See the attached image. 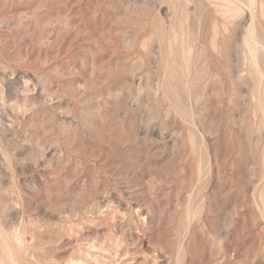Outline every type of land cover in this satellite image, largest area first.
I'll return each instance as SVG.
<instances>
[{
    "label": "rangeland",
    "instance_id": "1",
    "mask_svg": "<svg viewBox=\"0 0 264 264\" xmlns=\"http://www.w3.org/2000/svg\"><path fill=\"white\" fill-rule=\"evenodd\" d=\"M0 264H264V0H0Z\"/></svg>",
    "mask_w": 264,
    "mask_h": 264
}]
</instances>
